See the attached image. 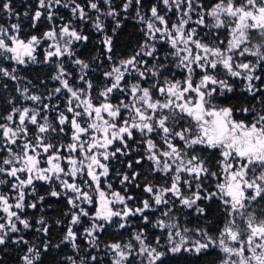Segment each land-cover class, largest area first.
<instances>
[{
	"label": "snow or ice",
	"instance_id": "1",
	"mask_svg": "<svg viewBox=\"0 0 264 264\" xmlns=\"http://www.w3.org/2000/svg\"><path fill=\"white\" fill-rule=\"evenodd\" d=\"M0 13V264H264V0Z\"/></svg>",
	"mask_w": 264,
	"mask_h": 264
},
{
	"label": "trees",
	"instance_id": "2",
	"mask_svg": "<svg viewBox=\"0 0 264 264\" xmlns=\"http://www.w3.org/2000/svg\"><path fill=\"white\" fill-rule=\"evenodd\" d=\"M31 0H12V6L15 8V10L19 13H21V18L22 17V13L25 11L26 6L28 3H30ZM9 22H16L15 18H13L12 21H8L7 16L3 13H0V23H4L7 24ZM23 27L25 29H28V22L24 21L23 23ZM133 32V28L131 26V24H129V27L125 30V34L122 38V44L123 43H128V35L131 34ZM23 75H26L29 79H32L34 83H39L38 78H43L45 77L48 73H47V69L46 66H38V65H33V66H29L28 69L24 70ZM48 87L49 88H53L56 85L55 82L48 80L47 81ZM11 85H10V89H11ZM41 90H43V85H41ZM8 93H4L3 95L6 96ZM13 95L15 94L14 92L12 93ZM236 101H233V103H235ZM113 177H114V173H113ZM113 177H110V179H112ZM114 187L119 188V183H118V179H114ZM43 192V189L41 190ZM47 211V215L50 218L49 222H52V219L57 218L60 213H59V206L55 205L53 206L52 209H46ZM213 215H216L215 213H213ZM190 223H189V227H194L197 225V220L194 216H190L189 217ZM118 234L115 232L114 228H109L108 231L105 233L104 238L106 240H111L114 238H117ZM70 252V249L68 250ZM180 264H185L184 261H180ZM196 264H219V261L217 259V253L215 251H210L208 254L206 255H202L199 260L196 262Z\"/></svg>",
	"mask_w": 264,
	"mask_h": 264
},
{
	"label": "rangeland",
	"instance_id": "3",
	"mask_svg": "<svg viewBox=\"0 0 264 264\" xmlns=\"http://www.w3.org/2000/svg\"><path fill=\"white\" fill-rule=\"evenodd\" d=\"M56 83V82H55Z\"/></svg>",
	"mask_w": 264,
	"mask_h": 264
}]
</instances>
